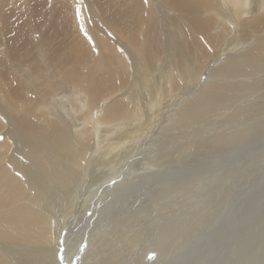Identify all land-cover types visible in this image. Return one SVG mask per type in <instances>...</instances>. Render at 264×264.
<instances>
[{"label":"bare ground","instance_id":"obj_1","mask_svg":"<svg viewBox=\"0 0 264 264\" xmlns=\"http://www.w3.org/2000/svg\"><path fill=\"white\" fill-rule=\"evenodd\" d=\"M81 1L0 0V264H264V190L231 156L264 137V0H158L181 40L151 0H106L99 20ZM225 50L170 124L198 134L224 110L235 130L148 149L177 73L195 87Z\"/></svg>","mask_w":264,"mask_h":264},{"label":"rangeland","instance_id":"obj_2","mask_svg":"<svg viewBox=\"0 0 264 264\" xmlns=\"http://www.w3.org/2000/svg\"><path fill=\"white\" fill-rule=\"evenodd\" d=\"M152 1V5H150L151 6V9H152V13L156 16V18H157V22H159L160 24H162L163 22L166 24V23H168L169 22V20L170 19H172V17H174V15H175V13H172L171 11H169V10H167V9H165L164 8V6H162V4L158 1V0H151ZM47 3H49V2H47ZM104 3H106V0H82L81 1V4L83 5V7H84V9H85V11H87L86 13L88 14V16H90V17H92L93 19H94V17H95V19L94 20H99L98 19V16H97V19H96V16H94V14H95V12H93V11H95L96 10V7H100V6H98V5H104ZM108 4H110V7H114L113 5H114V2L112 3V2H107L106 3V6H108L109 7V5ZM92 10V11H91ZM92 13H93V15H92ZM249 17H250V15H248ZM252 17H255V13H253L252 14ZM91 18V19H92ZM92 19V20H93ZM166 27H167V29H168V31L171 33H173V35L175 36V37H180V40L183 38V33H181V32H175V27H174V25L173 26H169V23L168 24H166ZM91 31V30H90ZM170 33H168V36H166V39H168L167 37H169V39H170ZM240 36V35H239ZM231 37H232V35H229V36H227L226 38H225V40L226 41H228V40H230L231 39ZM178 38H175L177 41H179V39ZM229 38V39H228ZM168 39V40H169ZM237 49V48H236ZM236 49H235V51H236ZM227 53H229V50H225V52H224V56H222V57H218V59L216 60V62H214V64H213V58L212 59H210V60H207L206 62L207 63H209L210 64V66H208V69H203V71H204V73H203V71H202V76H201V78L199 79V81L197 82V83H195L196 85H195V87H194V85H193V83L192 82H189L190 80L188 79V80H184V78H183V76L178 72L177 74H179L178 76L180 77V79H182L181 81H179L178 82V84H179V87L173 92V93H171L172 95L169 97V98H166V99H164L163 100V102H161V104L160 105H158V107H157V113H155V115H154V117H152V116H150L149 117V119H151V122H153V124H152V126L151 125H148V127H147V130H146V133H145V135H150L149 137H148V139L147 140H143V144L144 143H147L151 138H153L152 139V144H150L149 145V147H147L148 149L149 148H168V146H170V147H172V148H174L175 147V145H176V143H178L179 141H181V140H183V141H181V142H179L178 144H182L183 142H187V141H189V140H191V141H189V143H191L192 141H195L196 139H198V138H196V136L197 135H199L200 133V135H205V133H206V131H207V135H210V134H214V133H216V132H220V133H228V132H231V131H233V130H235V129H231V128H228V126H231V125H228V124H224L222 121H220L222 118H223V116L224 115H226L225 116V119H226V117H227V115L229 114H227V112H224V110H221V111H219V112H217L215 115L217 116V118L219 119V122H218V126L216 127V126H214L212 129H211V127H207V128H205L204 129V131H201L200 133H192V134H187V135H181V133H180V131H177L178 129H176V128H178L177 126H172L171 124H170V119H172L171 117H170V115L171 114H173V110H178V107H180L181 105H182V101L183 102H185L184 100L185 99H187V100H189V98L192 96V95H195L196 94V92H198V90L199 89H201L202 90V85H204V83H206V82H209V81H217L218 79H220V78H218V77H212L211 76V74H212V71L214 70V68H215V64L216 63H218L219 61H222V59L224 58V59H226V58H228L229 56H231V55H233V54H235V52L234 53H232V54H227ZM205 62V63H206ZM196 64L195 63V60L194 61H192V63H191V65H194V64ZM212 63V64H211ZM211 65H212V67H211ZM169 68H170V70H172L171 72H173V75H172V79H173V77L175 76V72H176V70L174 71V69L171 67V66H169ZM161 70H160V67L158 66V68H157V72H160ZM206 71V72H205ZM207 73V74H206ZM155 74V73H154ZM159 75V74H158ZM155 76H157V75H155ZM207 76V77H206ZM210 76V77H209ZM213 79V80H211V79ZM258 82H264V74L262 73L261 74V72H259V74H258ZM176 80V79H175ZM204 80H206V81H204ZM184 82V83H183ZM193 82H196V81H193ZM182 86V87H181ZM189 88V89H188ZM195 88V89H194ZM191 89V90H190ZM180 90V91H179ZM179 91V92H178ZM185 91V92H184ZM190 91H193V92H190ZM189 92H190V94H189ZM178 95H177V94ZM62 95V93H60L59 95H57V96H54V97H52L51 98V100H50V102L51 103H53L54 101L56 102L57 101V99H58V97L59 96H61ZM149 97H147V100L150 102V101H152V98H154V95H148ZM177 96H180V97H177ZM173 97V98H172ZM184 97V98H183ZM144 98H146V95L144 96ZM177 98V99H176ZM174 99V100H173ZM174 101V102H173ZM176 101V102H175ZM181 101V102H180ZM167 102V103H166ZM171 103V105H168V104H170ZM174 105H173V104ZM162 105H163V107H162ZM178 105H180V106H178ZM162 109H161V108ZM170 107V110H168V108ZM160 108V109H159ZM158 111H160V112H158ZM168 111V112H167ZM158 114V115H157ZM223 115V116H222ZM220 116V117H219ZM165 122V123H164ZM161 123V124H160ZM169 123V124H168ZM221 124V125H220ZM242 124V123H241ZM169 125V126H168ZM161 126V127H160ZM165 126H168V128L166 129V127ZM172 126V127H171ZM219 126H222V127H220L219 128ZM160 128V129H159ZM163 128V129H162ZM174 129V130H173ZM175 129H176V131H175ZM148 130H149V132H148ZM172 130V131H171ZM210 130H211V132H210ZM220 130V131H219ZM225 130V131H224ZM151 131V132H150ZM169 134H168V133ZM171 132V133H170ZM176 132V133H175ZM180 133V134H179ZM170 134H171V136H175L174 137V139H175V141L176 142H174V145H173V141H172V143H170V144H168V145H166V141H168L169 140V138H167V135L168 136H170ZM194 135V136H193ZM206 135V136H207ZM185 136V137H184ZM191 136V137H190ZM195 137V138H194ZM187 138V139H186ZM188 138H191V139H188ZM195 140H194V139ZM168 139V140H167ZM181 139V140H180ZM89 140H91V138L89 139ZM264 137H262V139H259V140H257V141H253V142H250L249 144H248V146L247 147H245V149L244 150H239V151H237V152H241L240 154L239 153H233V154H231V156H233V160H234V166L236 165L237 166V169H235L234 170V176L236 177V180H239L240 182H237V183H240L241 185H243L244 183H245V181H249V184L253 187V188H255V189H259V190H264ZM144 141H146V142H144ZM261 141V142H260ZM257 142V143H256ZM165 143V144H164ZM142 144V145H143ZM198 148V149H197ZM198 151H197V150ZM246 149H248L249 150V154L248 155H245V154H243V152L246 150ZM260 149V150H259ZM193 150H195V151H193ZM188 151H189V155H191V156H193L192 157V160L194 161V159H195V161H197V163H199L201 160L200 159H202V151H201V148H199V147H194V146H192L190 149H188ZM199 151H201V154L200 155H198L197 154V152H199ZM243 151V152H242ZM194 153H196V155L194 154ZM263 153V154H262ZM242 155V156H241ZM246 157H245V156ZM234 157H236L235 159H234ZM232 159V158H231ZM252 159V160H251ZM243 161V162H242ZM253 161L255 162L254 164H253ZM245 162V163H244ZM242 164V166H240L239 164ZM244 163V164H243ZM247 167H246V166ZM243 166H245V167H243ZM99 167V169H100V171L97 173L96 172V170H97V168ZM249 167V169H251V168H253V170L251 171V176H250V179H249V176H248V172H246V169H244V168H248ZM109 168H110V165H108V163L107 162H105V163H102V164H99L98 163V158L96 157V161H95V166H94V173H93V175H94V177L98 180V185L97 186H99L100 184L102 185L105 181H109L112 177H110V179H107V173H108V170H109ZM250 172V171H249ZM245 178V179H244ZM244 179V180H243ZM97 186H95V191H94V193H96V192H99V190H100V188L99 187H97ZM91 193H93V192H91ZM90 193V194H91ZM133 197H135V196H133ZM92 198V197H91ZM103 200H105V197H101ZM71 201V200H70ZM70 201L67 203V205H66V208H65V211H63V213L62 214H65V212H66V210H67V206H68V204L70 203ZM121 199H117V200H115L113 203L115 204V206L116 207H118V208H123L122 207V205H121ZM85 202H87V198H86V200H85ZM84 202V203H85ZM85 210L86 209H84L82 212H85ZM86 219V218H85ZM84 219V221H83V223H82V226L83 227H85L86 226V220ZM70 230V229H69ZM73 233H75V232H73ZM70 235V234H69ZM79 236H82L81 234H79ZM61 239V238H60ZM84 248V250H82ZM84 251H85V247H82L81 249H80V252L81 253H84ZM62 253V252H61ZM79 254V253H78ZM58 255L61 257V255L58 253ZM58 255H57V261L58 262H60V257L58 258ZM26 264H36V261L34 260V258L33 259H30V260H28L27 261V263ZM62 264H64V263H62Z\"/></svg>","mask_w":264,"mask_h":264}]
</instances>
